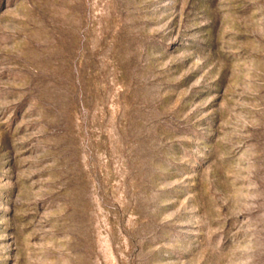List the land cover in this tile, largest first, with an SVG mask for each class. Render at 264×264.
<instances>
[{
  "label": "rangeland",
  "instance_id": "374dc122",
  "mask_svg": "<svg viewBox=\"0 0 264 264\" xmlns=\"http://www.w3.org/2000/svg\"><path fill=\"white\" fill-rule=\"evenodd\" d=\"M0 264H264V0H0Z\"/></svg>",
  "mask_w": 264,
  "mask_h": 264
}]
</instances>
